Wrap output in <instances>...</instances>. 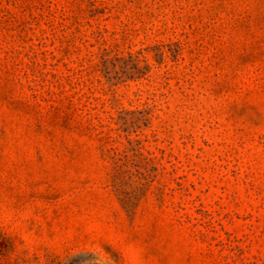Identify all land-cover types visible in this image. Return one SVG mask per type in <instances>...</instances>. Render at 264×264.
Wrapping results in <instances>:
<instances>
[{
	"label": "rangeland",
	"instance_id": "1",
	"mask_svg": "<svg viewBox=\"0 0 264 264\" xmlns=\"http://www.w3.org/2000/svg\"><path fill=\"white\" fill-rule=\"evenodd\" d=\"M0 264H264V0H0Z\"/></svg>",
	"mask_w": 264,
	"mask_h": 264
}]
</instances>
